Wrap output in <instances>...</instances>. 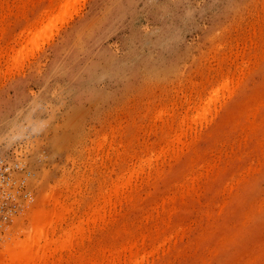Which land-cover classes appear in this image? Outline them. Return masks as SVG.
I'll use <instances>...</instances> for the list:
<instances>
[{"label":"rangeland","instance_id":"1","mask_svg":"<svg viewBox=\"0 0 264 264\" xmlns=\"http://www.w3.org/2000/svg\"><path fill=\"white\" fill-rule=\"evenodd\" d=\"M66 1L0 0V264H264V0Z\"/></svg>","mask_w":264,"mask_h":264},{"label":"bare ground","instance_id":"2","mask_svg":"<svg viewBox=\"0 0 264 264\" xmlns=\"http://www.w3.org/2000/svg\"><path fill=\"white\" fill-rule=\"evenodd\" d=\"M57 1H58V0H57ZM63 1H64V0H63ZM61 2H62V1H61ZM61 2H58V3H61ZM65 2H67V3L69 4V1H66V0H65ZM55 4H56V3H55ZM53 6H54V5H53ZM55 6H56V5H55ZM68 6H69V5H68ZM59 7H60V6H59ZM63 7L65 8L64 4H63ZM63 7H62V8H63ZM69 7H70V6H69ZM53 10L55 11L56 9H52V11H53ZM58 10H59V8L57 9V13H60V12H58ZM60 10H61V8H60ZM65 10H66V9H65ZM65 10L63 9V11H65ZM48 11H50V10H48ZM52 11H51V13L54 14V11H53V12H52ZM43 13H44V12H42V14H43ZM51 13H48V14H51ZM55 13H56V12H55ZM45 14H46V11H45ZM45 14H44V15H45ZM53 14H51V16H52ZM46 15H47V14H46ZM40 16H42V15H40ZM53 16H54V15H53ZM55 16H56V14H55ZM55 16H54V17H55ZM45 17H46V16H45ZM45 17H44V18H45ZM47 17H49V16L47 15ZM54 17H53V19H54ZM41 18H42V17H41ZM41 18H39L40 21L43 19V18H42V19H41ZM50 18H51V17H50ZM50 18H49V19H50ZM47 19H48V18H47ZM37 20H38V19H36V22H37ZM39 20H38V23H42V24L44 23V21H43V22H42V21L39 22ZM43 20H44V19H43ZM45 20H46V19H45ZM48 21H50V20H47V22H48ZM36 22H35V23H36ZM50 22H51V21H50ZM30 24H31V23H29V26H27V28H30V27L32 26V29H33L34 21H32V25H30ZM48 24H49V23H48ZM38 25H39V24H37V26H38ZM37 26H36V24H35L34 28H35V27L37 28ZM39 26H40V25H39ZM39 26H38V28H39ZM36 28H35V30L33 29L34 31H33L32 29H29V30H28V29H24V31L27 30V31L29 32V31L31 30V32H36V30L38 29V28H37V29H36ZM22 32H23V31H22ZM22 32H20V33H22ZM28 32H27V33H28ZM31 32L28 33L30 36H31ZM25 33H26V32H25ZM25 33H23L24 36L21 34V35L23 36V38H24V37H25V38L27 37V35H26L27 33H26V34H25ZM36 33H38V31H37ZM34 34H35V33H34ZM19 36H20V35H19ZM20 37H21V36H20ZM20 37H18V38H20ZM31 37H32V36H31ZM33 37H34V36H33ZM35 37H36V34H35ZM35 37H34V38H35ZM25 38H24V41H26L27 39H28V41L31 40V39H29V36H28V38H27L26 40H25ZM20 39H22V37H21ZM22 40H23V39H22ZM24 41H23V42H24ZM34 41H35V40H34ZM26 42H27V41H26ZM25 44H27V43H25ZM28 44H29V43H28ZM28 44H27L26 46H28ZM26 46H25V47H26ZM23 47H24V46H23ZM23 47H21V49H22ZM22 50H23V49H22ZM25 50H26V49H25ZM20 51H21V50H20ZM23 52H24V51H23ZM26 52H27V51H26ZM30 52H31V51H30ZM33 52H34V51H33ZM24 53H25V52H24ZM30 54H31V53H29V55H30ZM22 55H23V54H22ZM32 55H33V54H32ZM27 56H28V55H27ZM27 56H26V59H28ZM17 58H18V57H16V59H17ZM20 58H22V56H21ZM30 58H31V57H30ZM23 60H24V59H23ZM15 61H16V60H15ZM19 61H20V60H19ZM23 63H24V62H23ZM21 65H22V63H21ZM15 66H16V65H15ZM17 68H18V67H17ZM226 85H227V88L230 86V85L228 86V84H226ZM218 91H220V90H218ZM213 97H214V98L218 97V92H217V91H215V93L212 94V97H210L211 100L214 99ZM206 98H207V97H206ZM199 99H200V98H199ZM203 99H205V98H203ZM197 100H198V99H197ZM200 100L203 101L202 98H201ZM205 100H206V99H205ZM208 100H210V99H208ZM216 100H217V99H216ZM216 100H215V101H216ZM201 101H200V102L198 101V103H199L200 105H201V103H205L207 100H206L205 102H201ZM215 101H214V102H215ZM196 102H197V101H196ZM211 102L214 103L213 101H209V102L207 101L206 105L202 104V105H204V106L199 107V106H198L199 104H198V105L195 104V101H194L193 104L197 105L198 107L196 106L195 109H192V110H193V114L190 115V112H189V113L187 114L186 118H188V117H189L188 115H190V117H189L190 119L188 118L190 121L192 120V121H194V122H198L199 125H200V124L202 125L203 122H206V123H207L206 120L209 121V119H207V115H210V114H207V112H208L209 110H210V112H212V111H211L212 108H211V109H209V108L205 109V108H206L208 105H210ZM212 103H211V104H212ZM190 104H192V103H190ZM195 105H192V106L195 107ZM213 105H214V104H213ZM213 105H211V106H213ZM187 108H189V107H187ZM191 108H192V107H190L189 109H191ZM189 109H188V110H189ZM208 109H209V110H208ZM207 110H208V111H207ZM190 111H191V110H190ZM184 112H185V111H184ZM184 115H185V113H184ZM208 117H209V116H208ZM183 120H184V119H182L181 121H183ZM189 120H188V121L186 120V121L189 122ZM173 122H175V121H173ZM178 122H179V121H178ZM178 122H177V123H178ZM183 122H184V121H183ZM194 122H193V123H194ZM175 123H176V122H175ZM177 123H176V124H177ZM188 124H190V122H189ZM191 124H192V123H191ZM191 124H190V125H191ZM186 125H187V124H186ZM186 125H185V123H184V125H183V123H182V126L185 127ZM190 125H187V127H189ZM203 125H204V124H203ZM172 126H173V125H172ZM174 126H175V125H174ZM176 126H177V125H176ZM192 126H194V125H191V127H192ZM196 126H197V125H196ZM196 126L193 127V130H194V128H195V132H196V129L198 128V126H197V128H196ZM178 127H179V126H177V128H178ZM191 127H189V128L191 129L190 131L192 132V128H191ZM201 127H202V126H201ZM171 128H172V127H171ZM174 128H176V127H174ZM177 128H176V130L174 129V130L171 131V133H170V135H169L170 138L172 137L171 140H172V139L174 140V139L178 138V137H176V133H177L176 131H180V129L183 130V128H180V127H179V128H180L179 130H178ZM172 129H173V128H172ZM186 129H187V128H186ZM186 129H185V130H186ZM187 130H188V129H187ZM198 130H199V129H198ZM183 131H184V130H183ZM187 132H189V131H187ZM187 132H186V137H187V135H188ZM179 133H180V132H179ZM179 133L177 134V136L181 134V137H182V138H183V137L185 138V136H184L185 131L183 132V136H182V132H181L180 134H179ZM185 139H186V138H185ZM181 141H182V140H180V142H181ZM177 142H178V141H177ZM172 143L174 144L175 142L172 141ZM172 143H171V144H172ZM178 143H179V142H178ZM173 144L171 145L172 147H169V148H171V149H170L171 152H172V153L170 152L171 154H173V150H172V149H173ZM175 144H177V143H175ZM149 150H150V149H149ZM167 150H168V148H167ZM167 150H165V151H167ZM168 151H169V150H168ZM148 153H151V151H150V152L148 151ZM168 153H169V152H168ZM170 153H169V156L171 155ZM166 154H167V152H166ZM141 155H142V154H141ZM149 155H150V154H149ZM149 155L147 154V156H149ZM136 156H138V155H136ZM169 156H168V157H169ZM171 156H172V155H171ZM140 157L142 158L143 156H138V157H137V158H139V161H140ZM151 157H152V156H151ZM143 158L145 159V157H143ZM148 158H150V156L147 157V159H146V160H149V161H148L149 163L145 162V163H143L142 165H140L138 168H137V163H136V172H139V173L142 172V173H144V172H145V168H146V170L149 169V171H150V168H151V167H150V168H148V167H149V165H150L151 160L148 159ZM171 158H172V157H171ZM131 159H134V158H131ZM151 159H152V158H151ZM142 160H143V159H142ZM142 160H141V162H142ZM131 161H132V160H131ZM131 161H130V163H131ZM143 161H145V160H143ZM128 162H129V161H128ZM132 162H133V161H132ZM132 164H133V163H132ZM138 164H139V163H138ZM151 164H152V163H151ZM196 164H197L196 167H198V165L200 164V162H196ZM127 165H128V164H127ZM130 165H131V164H130ZM131 166H133V165H131ZM150 166H152V165H150ZM133 167H134V166H133ZM134 169H135V167H134ZM134 169H133V170H134ZM137 169H138V171H137ZM129 170H130V169H129ZM133 172H135V170H134ZM136 172H135V174H137ZM145 173H146V172H145ZM148 173H149V172H148ZM148 173H147V174H148ZM130 174H131V172H129V176H131ZM127 175H128V174H127ZM140 175L142 176L143 174L140 173ZM140 175H138V177H139ZM120 176L122 177V175H120ZM124 176H125V175H123V177H124ZM132 176H133V175H132ZM132 176H131V177H132ZM141 176H140V178H141ZM144 176H145V174H144ZM118 177H119V176H118ZM133 177H134V176H133ZM136 177H137V175L135 176V178H136ZM138 177H137V178H138ZM145 177H147V176H145ZM125 178H126V177H125ZM147 178H148V177H147ZM147 178H146V179H147ZM187 178H188V177H187ZM126 179H127V178H126ZM138 179H139V178H138ZM141 179H143V178H141ZM189 179H190V178H189ZM191 179H192V178H191ZM124 180H125V179H124ZM120 182H121V181H120ZM124 182H125V181H123L122 183H124ZM126 182H127V181H126ZM126 182H125V183H126ZM112 184H113V183H112ZM115 185H116V184H115ZM120 185H121V184H120ZM126 185H127V183H126ZM113 186H114V185H113ZM123 186H124V184H123ZM120 188H121V187H119V186H117V187H115V188H114V187L111 188V189H112V192H113V191L116 192V193L114 194L115 197H116V196L118 197V194L122 193V192H120V190H121ZM111 189H110V190H111ZM114 189H115V190H114ZM107 190H108V189H106V191H107ZM122 190H123V189H122ZM106 193H110V192L107 191V192H105V194H106ZM113 193H114V192H113ZM109 195H110V194H108V195H106V196H109ZM112 195H113V194H112ZM119 196H120V195H119ZM104 207H105V206H104ZM104 207H103V209H104ZM103 209H101V210H102L103 213L105 214L106 210L104 211ZM96 212H99V210L96 211ZM96 214H97L96 217L92 218L93 216H91V217H90L91 219L88 218L89 221H90V223H92V222H94V223H96V222H101V223H102V222H103V220H104L106 214H105V215L103 214V216L101 215V213H96ZM94 215H95V213H94ZM88 219H87V220H88ZM95 221H96V222H95ZM85 223H88V224H89V222H85ZM101 223H100V224H101ZM81 224H82V223H81ZM81 224H80V226L78 225V226L76 227V229L73 231V233H72L71 235H68V236H59V235L55 234V236L57 235L58 237L54 240V241H55V245H54V246H55V251H54V254H53L52 256H54L55 254L57 255V257H58V259H59V260L57 259V260H58L57 262H60V260L63 259V255H62V254H63L64 252H66V251H71V250L74 251V250H75L74 248H81V247H82V246H81V247H80V246H77V247H74V246H73V247H74V248H73V247L71 246L72 242L74 241L73 237L77 236V240H78V236L82 235V233H83L82 231H83V229H84V228H83V227H84V224H82L83 226H81ZM100 224H99V225H96V226H100ZM40 227H41V226H40ZM40 227H38V228H40ZM43 228H44V227H43ZM43 228H42L41 230H42V232L44 233L45 230H44ZM82 228H83V229H82ZM43 230H44V231H43ZM42 232L40 231V229H39V230L36 229V231H33V232L31 233L32 236H30V240H31V237H32V239H33V236H35V240H36V239H37L36 234H37V233H38V234H41ZM63 233H64V231H63ZM61 234H62V233H61ZM92 234H93V233H92ZM92 234H91V235H92ZM170 234H171V233L168 232L166 235H164V239H162V241L165 240L164 242L166 243V241L169 240V238H170ZM172 235H173V234H172ZM172 235H171V236H172ZM42 236H43V234H42ZM42 236H40V237H38V238L41 239ZM90 237H92V236H90ZM71 239H73V241H72ZM79 239H80V238H79ZM90 239H91V238H90ZM166 239H167V240H166ZM35 240H31V243H33V241H34V244H35V242L39 241V240H37V241H35ZM77 240H75V241H77ZM27 241H28V240H27ZM162 241H161V242H162ZM45 242H46V241H45ZM154 243H155V242H154ZM159 243H160V242H159ZM159 243H158V245H160V246H161V244L163 245V243H161V244H159ZM46 244H47V243H46ZM38 245H39V243H38ZM48 245H49V244H47V246H46V245H45V246L48 247ZM20 246H21V245H20ZM22 246H23V245H22ZM34 246H35V245H34ZM155 247H156V246H155ZM161 247H162V246H161ZM161 247H160V248H161ZM18 248H19V246H18ZM72 248H73V249H72ZM158 248H159V247H157V250H156V248H155L156 252L160 250V249L158 250ZM6 249H7V251L9 252V256L11 257L12 260H15L17 256L22 255L23 257H26V259H24V260L26 261V263L24 262L25 264H29V261H33V258H32V256H31L30 248L27 247V246H23V247L21 248V249H22L21 251H20V250L18 251L17 248H16L15 246H14V247H11V246H9V245H8V247H7ZM31 250H32V249H31ZM45 250H47V249H44V251H45ZM138 250H140V249H138ZM138 250H136L137 253L135 252L134 254L128 255L127 259L125 258L126 260H128L126 263H128V264H143L144 259H147V258H145L146 254L144 255V253H145V252H144L145 249H144V250L141 249V251L143 250V254L141 253V251H138ZM151 250H152V249H151ZM153 250H154V249H153ZM51 251H52V250H51ZM75 251H76V250H75ZM75 251H74V252H75ZM118 251L121 252L119 249H118ZM160 251H161V250H160ZM8 252H7V253H8ZM46 252H49V251L47 250ZM46 252H45L44 254H46ZM74 252H73V253H74ZM76 252H77V251H76ZM104 252H105V251H104ZM106 252H107V251H106ZM139 252H140V253H139ZM152 252H153V251H152ZM67 253H68V252H67ZM70 253H72V252H70ZM70 253H68V254L70 255ZM149 253H151V251H150ZM154 253H155V252H154ZM68 254H67V256H66V255H64V256H66V258H67V257H68ZM103 254H106V253H103ZM151 254H153V253H151ZM151 254H150V255H151ZM157 254H158V253H157ZM147 255H148V254H147ZM130 256H131V257H130ZM57 257H56V258H57ZM147 257H148V256H147ZM64 258H65V257H64ZM76 258H77V255H71V258L69 257V263H70V264H75V261L78 262V260H77L78 258H77V259H76ZM103 258H105V257L102 256V257L100 258L103 262H100V261H99V260H100L99 258L96 259V260L94 259V262L97 261V262H100V263L103 264V263L105 262V260H106V259L104 260ZM111 260H112V259H111ZM147 260L149 261V259H147ZM108 261H110V260L108 259ZM112 261H114V260H112ZM94 262H93V264H99V263H97V262H96V263H94ZM110 262H111V261H110ZM110 262H109V263L106 262V263H107V264H115V261H114V262H111V263H110ZM145 262H147V261H145ZM1 263L3 264V262H1ZM31 263H33V262H31ZM106 263H105V264H106Z\"/></svg>","mask_w":264,"mask_h":264},{"label":"built area","instance_id":"3","mask_svg":"<svg viewBox=\"0 0 264 264\" xmlns=\"http://www.w3.org/2000/svg\"><path fill=\"white\" fill-rule=\"evenodd\" d=\"M9 171V165L4 160L0 159V197L6 196V199L10 198V194L4 189L10 181Z\"/></svg>","mask_w":264,"mask_h":264}]
</instances>
